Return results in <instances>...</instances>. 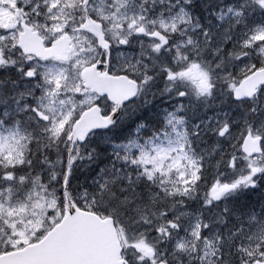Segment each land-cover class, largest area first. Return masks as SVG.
Masks as SVG:
<instances>
[{
	"label": "snow or ice",
	"instance_id": "obj_1",
	"mask_svg": "<svg viewBox=\"0 0 264 264\" xmlns=\"http://www.w3.org/2000/svg\"><path fill=\"white\" fill-rule=\"evenodd\" d=\"M0 264H264V0H0Z\"/></svg>",
	"mask_w": 264,
	"mask_h": 264
}]
</instances>
